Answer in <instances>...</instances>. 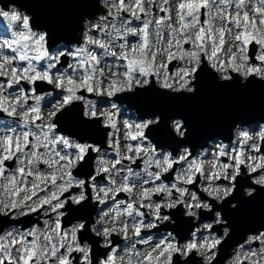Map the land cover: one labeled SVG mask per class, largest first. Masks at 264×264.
I'll use <instances>...</instances> for the list:
<instances>
[{
  "label": "snow or ice",
  "instance_id": "snow-or-ice-1",
  "mask_svg": "<svg viewBox=\"0 0 264 264\" xmlns=\"http://www.w3.org/2000/svg\"><path fill=\"white\" fill-rule=\"evenodd\" d=\"M41 2L80 10L34 23L27 14L0 8L12 30L11 38H0V112L19 121V131L8 126L0 135V217L10 225L0 232V264H117L115 233L130 242L119 257L122 264H198L197 255L203 264H212L215 250L232 238L237 219L264 197L259 143L264 142V124L256 122L260 130L254 139L241 129L249 121L232 120L227 131L240 129L239 139L218 144L206 169L203 161L190 159L186 145L194 131L189 117L164 102L196 97L204 84L240 92L264 87V0ZM58 30L72 36L79 32L80 38L59 45L53 39ZM41 83L57 91L47 113L41 108L44 97L35 95ZM85 92L99 100H88ZM119 93L128 94L138 113L133 122L124 120L122 129L113 111L116 103L106 111L98 106ZM141 157V171L124 163L135 164ZM9 161H15L11 169ZM73 170L85 178L77 179ZM169 173H175L170 185L163 182ZM49 184L56 191H48ZM38 191L47 194L38 196ZM121 193L130 199H117ZM90 199L100 205L112 201L95 223L87 214ZM66 205L67 211L81 213L67 229L61 223ZM164 209L174 211L165 214ZM41 210L47 217L42 228L17 227L19 217ZM193 219L202 226L187 239L168 233L151 246V237L142 236L158 222L173 220L179 227ZM178 227L174 231L180 236ZM260 229L264 214L245 242L262 245L247 252L249 264H264ZM93 233L109 249L103 259L94 252L99 241ZM137 244L150 248L141 252ZM234 264H243L239 255Z\"/></svg>",
  "mask_w": 264,
  "mask_h": 264
},
{
  "label": "water",
  "instance_id": "water-1",
  "mask_svg": "<svg viewBox=\"0 0 264 264\" xmlns=\"http://www.w3.org/2000/svg\"><path fill=\"white\" fill-rule=\"evenodd\" d=\"M5 6L10 3L16 4L30 12L33 16L34 23H42L53 15L72 16L80 10V6L60 5L41 2V0H0ZM64 30H58L54 33L53 39L58 42L67 41L76 38ZM128 95V94H127ZM126 95V96H127ZM128 105L134 107V102L125 100ZM166 106L183 111L189 117L194 131L191 138V145L195 147L206 146L209 137L230 138L231 131H227L228 125L234 119H244L250 124L264 121V87L253 86L247 91L240 92L228 88H217L210 84H204L202 90L196 97L178 98L164 102ZM197 137L194 139V137ZM172 151V148L169 147ZM77 173V171H76ZM264 214V197L258 198L245 215L236 221V229L223 246L219 257L213 264H222L226 257V251L238 244L241 236L246 235L252 226H258L260 215ZM70 216L67 215L66 223L69 222ZM1 220V219H0ZM95 251L98 249V243L94 246Z\"/></svg>",
  "mask_w": 264,
  "mask_h": 264
},
{
  "label": "rangeland",
  "instance_id": "rangeland-1",
  "mask_svg": "<svg viewBox=\"0 0 264 264\" xmlns=\"http://www.w3.org/2000/svg\"><path fill=\"white\" fill-rule=\"evenodd\" d=\"M7 11H19L20 13H21V15H24V12L23 11H21V8H19V7H17L15 4H13V3H11L10 4V9L9 10H7ZM173 19H175V15L173 14ZM229 43H231V41H229ZM59 45H63V44H59ZM107 59V62H109V63H111V58H106ZM177 65H175L174 66V68H173V70L175 69V67H176ZM101 67H103V63H102V65H101ZM108 75H110L109 74V72L107 71V69H105V76H108ZM52 91H55L54 89H52ZM48 93H50V91L49 92H47L46 94H45V96H46V102H47V104L46 105H43L42 103H41V108H42V111L44 112V113H47L48 111H50V104H49V101H51L52 103H54L55 102V100H50V96L48 95ZM7 94V93H6ZM88 100H91V101H98L99 100V98L98 97H96L95 95H93L91 98H87ZM105 100H107V97H105L104 98ZM34 100V99H33ZM32 100V101H33ZM35 101V100H34ZM108 101V100H107ZM29 103L31 104V102L29 101ZM45 103V102H44ZM46 107V108H44V107ZM99 106V108H100V110L101 111H106V110H111L110 109V106H109V103H107L106 104V107H103V105H98ZM126 111H127V113H130L131 112V110L130 109H126ZM116 112V119H117V121L119 122V127L122 129L123 128V123H124V120H128L129 121V119H131L132 120V118L128 115V114H124V115H122L121 117H119V110H116L115 111ZM8 114L7 113H4V116H2V117H0V118H5V119H7V120H9L11 123H13V122H19V121H17L16 119H18L17 117L15 118L14 116L13 117H10V116H7ZM132 122H133V120H132ZM260 124V123H259ZM255 125V126H254ZM253 127H255V131L253 132L252 131V128ZM250 132H251V134L253 135V137H254V139H255V136H256V133L257 132H259V127L256 125V123L255 124H250V125H248L247 127H246ZM239 130L240 129H237L236 128V135H235V138H234V141H233V143L234 142H236L238 139H239ZM0 131H1V129H0ZM4 134V133H3ZM0 135H2V134H0ZM197 137L195 136L194 137V139H196ZM120 140H121V145L123 146V144L125 143V141H124V138H123V133L121 132L120 133ZM217 140H218V138H211V139H209V141L211 142H209L210 144H212V146L210 147V149L207 151V153H208V155H209V157L205 160V158L206 157H204V155H201V156H194V157H190V159H196L197 161H203L204 163H205V167H206V169H207V167H208V161H210L211 159H212V156H211V154H212V152H214V151H216V146L218 145V144H220V143H217ZM260 143V142H259ZM109 153H110V155H109V157H107V158H112V155H111V151H109ZM260 154H262V153H260ZM230 162V161H229ZM44 167H46V166H44ZM180 166L178 165L177 166V168H179ZM174 177H175V173H174ZM32 179V178H31ZM193 191H195V190H193ZM108 205H111V201L109 200L108 201ZM108 205H101V209H99V211H98V215H94L93 214V217H95V219L97 220L98 218H99V216L100 215H102V210L103 211H108L109 210V208H108ZM169 210V209H168ZM111 214H113V213H111ZM52 215H54V214H52ZM27 216H21V217H19L18 218V220L19 219H24V218H26ZM36 218H40V220H41V222L42 223H44V221H45V219H47V217L44 215V212L43 211H41V214L40 215H35L34 217H31V218H28V219H25V221H27L28 222V224L29 223H31L30 224V226L28 227L29 229L30 228H32V227H38V224H37V222H34L35 221V219ZM71 220H72V218H71ZM171 222H174L173 220H171ZM75 223H77V220L76 219H73V223H71V225H69V226H66V229L67 228H71V226L73 225V224H75ZM20 225H22V224H20ZM6 230H10V226L9 227H7L6 229H5V231ZM250 236H251V234H250ZM250 236H248V239H249V237ZM92 237L95 239V240H97V241H99L98 243H99V245L101 246V247H103L104 248V246H103V239L100 237V239H99V237H96L95 236V234L93 233L92 234ZM185 239H187V238H185ZM128 244H127V241L124 239V242H123V250H124V252L122 253V257L123 256H125V249H126V246H127ZM260 247H262V245H259V248ZM150 247H147L146 248V250H148ZM105 249V248H104ZM249 250H251V246H248V248L246 247V249H242L241 247L238 249V251H239V257H240V260H242V259H244L245 258V256H246V254H247V252L249 251ZM200 259H201V257H199ZM236 258V257H235ZM231 259H232V256L226 261V264H231L230 262H231ZM125 260H126V257H125ZM235 260V259H234ZM201 262L203 263V261H202V259H201ZM249 264V263H248Z\"/></svg>",
  "mask_w": 264,
  "mask_h": 264
},
{
  "label": "bare ground",
  "instance_id": "bare-ground-1",
  "mask_svg": "<svg viewBox=\"0 0 264 264\" xmlns=\"http://www.w3.org/2000/svg\"><path fill=\"white\" fill-rule=\"evenodd\" d=\"M40 85H42V83H41ZM1 196H2V195H1ZM78 214L80 215L81 213H78ZM87 214L90 215V208L87 210ZM22 222H23V223H22ZM22 222H19V223H18L19 226H20V229H24V228H27V227L30 226V225H28V222H27V221L23 220ZM20 224H22V225H20ZM27 230H28V229H27ZM231 264H234V260L231 261Z\"/></svg>",
  "mask_w": 264,
  "mask_h": 264
}]
</instances>
